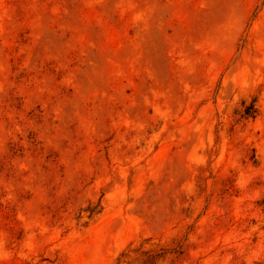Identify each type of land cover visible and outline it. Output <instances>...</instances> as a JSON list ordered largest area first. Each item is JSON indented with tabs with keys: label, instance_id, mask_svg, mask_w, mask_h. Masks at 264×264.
<instances>
[{
	"label": "rangeland",
	"instance_id": "1",
	"mask_svg": "<svg viewBox=\"0 0 264 264\" xmlns=\"http://www.w3.org/2000/svg\"><path fill=\"white\" fill-rule=\"evenodd\" d=\"M0 264H264V0H0Z\"/></svg>",
	"mask_w": 264,
	"mask_h": 264
}]
</instances>
